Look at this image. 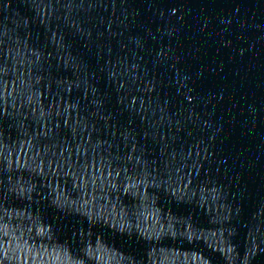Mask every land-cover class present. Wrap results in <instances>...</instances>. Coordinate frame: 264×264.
I'll list each match as a JSON object with an SVG mask.
<instances>
[{"label":"water","instance_id":"water-1","mask_svg":"<svg viewBox=\"0 0 264 264\" xmlns=\"http://www.w3.org/2000/svg\"><path fill=\"white\" fill-rule=\"evenodd\" d=\"M0 264H264V0H0Z\"/></svg>","mask_w":264,"mask_h":264}]
</instances>
